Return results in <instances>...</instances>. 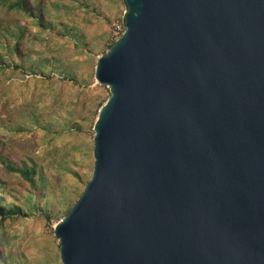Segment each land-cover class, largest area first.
Listing matches in <instances>:
<instances>
[{"label": "water", "instance_id": "obj_1", "mask_svg": "<svg viewBox=\"0 0 264 264\" xmlns=\"http://www.w3.org/2000/svg\"><path fill=\"white\" fill-rule=\"evenodd\" d=\"M123 1L61 264H264V0Z\"/></svg>", "mask_w": 264, "mask_h": 264}, {"label": "rangeland", "instance_id": "obj_2", "mask_svg": "<svg viewBox=\"0 0 264 264\" xmlns=\"http://www.w3.org/2000/svg\"><path fill=\"white\" fill-rule=\"evenodd\" d=\"M53 1L60 8L46 4L44 17L64 35L66 26L75 27L73 34L57 38L42 31L28 13L11 14L27 27L25 47L31 59L52 56L56 68L48 79L11 68L0 73L1 154L32 158L43 172L36 194L0 165L8 199L27 212L26 217L0 221V264H61L54 226L91 179L94 124L110 96V88L95 78L97 60L125 29L123 0ZM5 6L0 3V11Z\"/></svg>", "mask_w": 264, "mask_h": 264}, {"label": "trees", "instance_id": "obj_3", "mask_svg": "<svg viewBox=\"0 0 264 264\" xmlns=\"http://www.w3.org/2000/svg\"><path fill=\"white\" fill-rule=\"evenodd\" d=\"M0 3H4L7 8L0 11V73L11 68L24 74L41 75L45 79L52 77L56 68L55 58L39 55L38 60H32L31 51L25 47L27 27L19 24V21L13 18L11 14L15 13L17 16L18 12L28 13L42 31L50 34L55 33L57 38L73 34L75 27L66 26L64 35L61 31H56L58 26L56 22L44 17L46 4L60 8L53 0H2ZM79 37L81 38L82 35ZM114 42L110 44V48ZM66 68L67 66H64L63 69L67 71ZM3 147L4 142L0 140V165L4 168L3 171L20 178L23 186L31 187L38 194L39 181L43 177V172L37 162L32 158L15 160L5 157L4 154H1ZM3 171H0V221L3 222L19 216L26 217L27 212L23 205L8 199L9 193L5 190L8 187V181L4 179ZM72 206L66 211L65 216ZM46 216L48 219L50 218L49 214Z\"/></svg>", "mask_w": 264, "mask_h": 264}, {"label": "built area", "instance_id": "obj_4", "mask_svg": "<svg viewBox=\"0 0 264 264\" xmlns=\"http://www.w3.org/2000/svg\"><path fill=\"white\" fill-rule=\"evenodd\" d=\"M122 30V27L118 26L117 33H119Z\"/></svg>", "mask_w": 264, "mask_h": 264}]
</instances>
